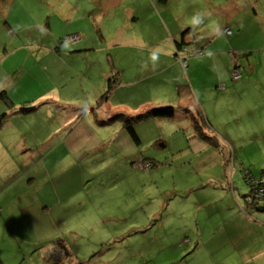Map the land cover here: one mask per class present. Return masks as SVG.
I'll return each instance as SVG.
<instances>
[{
    "label": "rangeland",
    "instance_id": "obj_1",
    "mask_svg": "<svg viewBox=\"0 0 264 264\" xmlns=\"http://www.w3.org/2000/svg\"><path fill=\"white\" fill-rule=\"evenodd\" d=\"M253 2L264 8V0H152L150 8L185 10L178 31L192 29L185 45L199 51L191 59L203 106L186 111L175 101L172 117L133 118L137 143L110 117L160 106L157 86L184 82L175 67L161 72V62L126 56L147 46L123 55L110 44L159 33L126 14L147 4L0 0V264H227L249 252L213 249L227 217L239 243H264L262 222L241 211L245 171L264 172V82L246 62L264 53ZM227 8H241L240 28L225 24ZM186 10H196L192 22ZM231 52L244 86L232 71L219 80ZM182 71L190 74L189 64ZM144 97L154 99L135 110Z\"/></svg>",
    "mask_w": 264,
    "mask_h": 264
},
{
    "label": "crops",
    "instance_id": "obj_2",
    "mask_svg": "<svg viewBox=\"0 0 264 264\" xmlns=\"http://www.w3.org/2000/svg\"><path fill=\"white\" fill-rule=\"evenodd\" d=\"M170 0L162 1L165 3V6L167 7V3ZM140 2L145 5V7L149 8H127L126 14L129 15L130 22H137L140 20H143L144 23L150 22L151 28L150 31L153 30L152 28L154 26H157L159 29V33L156 34L154 32H151V36L148 38H144L143 36H139V38H131V37H123V38H115L113 39L110 44L111 45H120L123 46L127 51L123 54L126 55L128 51L130 50V46H136V50H140V46H147V49H141V51L144 52V54H127L126 56L132 60H140L145 62H150V64H158L162 63L163 66L161 67L160 71H168L170 73L171 71H174L172 68L175 67L177 71L181 72L182 75V83L178 85L177 81H173L171 84V88L168 90H165L166 86H163L164 88L157 86L158 90H155L153 92H156L157 96L156 98H148L144 97V100L139 102V104H136L133 108L139 109L143 107L149 106L150 102L154 99L157 102L163 103V104H170L172 102L177 101L179 105L184 107L191 106H201V95L199 93V90L197 89V86L194 83V79L196 78V72H197V66H196V60L197 58H192L196 56L195 54L187 53V51H191L190 49L192 44L184 45L185 43H180V35H181V29L178 31L179 26L181 25V20L183 19V11L180 8H150L152 0H140ZM256 4L253 2V5L255 8H251L252 16L251 19L260 22V28L258 27L257 35H258V42L259 44L264 45V24H261L264 22V8H259V6H255ZM178 9L180 11H178ZM241 8H227V22L225 24H231L234 27L240 28V22L241 18L239 17V12ZM245 12H247L248 8H244ZM197 10V9H196ZM196 10H186L187 15L191 16L190 21L192 22L194 18H196L195 11ZM198 11V10H197ZM231 11V12H230ZM249 11V10H248ZM150 20V21H148ZM185 21V19H183ZM190 22V23H191ZM228 26V25H226ZM181 28V27H180ZM226 28V27H225ZM235 36V35H233ZM184 40H186V36L184 37ZM179 42V43H177ZM200 42H194L193 47L195 44H198ZM177 44L180 45L181 48L177 49ZM140 45V46H139ZM258 46V45H257ZM232 47V46H231ZM230 47V48H231ZM259 49L258 47H256ZM202 55V54H200ZM247 55V54H246ZM243 54V57L246 56ZM206 57L202 56V58ZM248 57V56H247ZM239 58V57H238ZM231 59H232V66L229 68H226V71L219 76V80H227L230 76V72L232 71L233 67H235V63L237 62V66L239 67L240 61L237 60L236 56H233L231 52ZM183 60H187V62L184 64ZM189 60V61H188ZM236 60V62H234ZM249 58H246V62H248V73L250 74H257L256 78L261 79V82H264V53L260 55V53L256 54V62L254 64L249 63ZM182 63V64H181ZM189 64L191 67V72L184 73L182 71V65L183 67ZM229 69V70H228ZM155 74V73H154ZM153 76V74H151ZM144 79H147L150 76L149 74L142 75ZM246 78H244V75L241 76V78L235 81H239L235 86L242 84L244 86ZM186 81V82H185ZM167 84L168 81H167ZM177 84V85H176ZM177 87V90H176ZM162 88V89H161ZM161 89V91H160ZM167 89V88H166ZM206 87H202V90L205 91ZM210 90V88L208 89ZM264 95V91H262ZM203 106V105H202ZM183 107V108H184ZM249 196L245 197V206H241L242 211V219L244 221H247L248 223L250 221H255L257 224V220L261 221L262 223H259L258 225L263 226L264 225V200H261V205L254 204L248 202ZM229 215V214H228ZM228 219V217H227ZM225 220V231L221 233L214 232L212 234V240L210 244L213 246V249H215L216 253L221 248H228L231 247L232 249H238L243 248V251H249L248 255L242 254L239 256L236 254V258H230L225 257L227 264H264V243L263 244H257L254 241L249 242H238V236L234 230H232L229 227V223H227L228 220ZM199 228V225H198ZM261 234L264 236V231L261 230ZM195 236L198 237V233H195ZM184 240L180 241V243H183ZM234 253V252H233Z\"/></svg>",
    "mask_w": 264,
    "mask_h": 264
},
{
    "label": "trees",
    "instance_id": "obj_3",
    "mask_svg": "<svg viewBox=\"0 0 264 264\" xmlns=\"http://www.w3.org/2000/svg\"><path fill=\"white\" fill-rule=\"evenodd\" d=\"M162 1H165V0H161V2ZM226 28H229V27H226ZM186 32H191L192 33V29H191V27L189 25L185 29H183V31L181 32L180 39H179V42L180 43H183V42L185 43L184 37L186 35L185 34ZM232 34H233V31H232ZM179 42H177V43H179ZM194 42L195 41H193V43ZM180 45H182V44H180ZM180 45L179 44L176 45L177 46V49L181 48ZM187 53L197 55V54H199V51L197 52V51L191 50V51H187ZM232 54H233V56H236V54H234V52H232ZM183 63L185 64L186 61L183 60ZM235 69L240 70L239 67L237 66V62L235 63V67H233L232 71L235 70ZM112 79L113 78H111V79L108 80V85L106 86L105 94L103 95V97L105 95H107V93H110L112 91V89L114 88L113 83L116 82V79L113 80V81H112ZM233 80H236V79H233ZM0 95H2V93ZM183 109L186 110V111H189V108H187V107H184ZM175 111H176L175 107L172 106V105H170V104L169 105L160 104V106H155V107H151L149 109H146L144 111H139V112L135 113V115H131V117L130 116H127L125 113H117V114H115L114 116H112L110 118H114V117H120V118H122L123 125H124L125 129L128 131V133L130 134V136L132 137V139L135 142L138 143L139 142V139H138L137 134L135 133V131L133 129V126H132V120H133V118L139 119V118L144 117V116L172 117L175 114ZM3 115H4V118H5V113H3ZM195 119H196V117L193 116V118H192L193 124L198 129V131L200 130L199 131V133L201 134L200 136L202 138H204V139L210 138L209 136L201 133V128L197 125V121H195ZM1 121H2V119L0 117V124H1ZM245 179H246L247 183L250 186V192H249V194H246L244 196V197L249 196L248 202L254 203V204H258L259 202H261L262 199L264 200V198H257V196L255 195L256 188H258L259 186H264V172H262V175L260 177L254 178L250 174L249 170L248 171H245Z\"/></svg>",
    "mask_w": 264,
    "mask_h": 264
},
{
    "label": "built area",
    "instance_id": "obj_4",
    "mask_svg": "<svg viewBox=\"0 0 264 264\" xmlns=\"http://www.w3.org/2000/svg\"><path fill=\"white\" fill-rule=\"evenodd\" d=\"M224 31L227 35L232 34V31L229 28H224ZM238 76H240V71L238 69L233 70L232 71V78L235 79ZM255 195L257 196V198H264V186H259L258 188H256Z\"/></svg>",
    "mask_w": 264,
    "mask_h": 264
}]
</instances>
